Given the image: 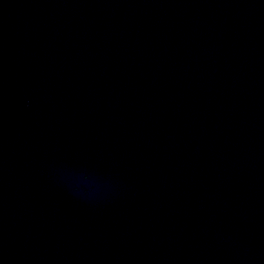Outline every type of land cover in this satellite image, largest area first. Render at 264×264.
I'll return each mask as SVG.
<instances>
[{"label": "water", "instance_id": "1", "mask_svg": "<svg viewBox=\"0 0 264 264\" xmlns=\"http://www.w3.org/2000/svg\"><path fill=\"white\" fill-rule=\"evenodd\" d=\"M0 264H264V0H0Z\"/></svg>", "mask_w": 264, "mask_h": 264}]
</instances>
